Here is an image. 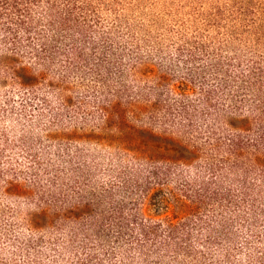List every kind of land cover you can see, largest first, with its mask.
<instances>
[{"label":"trees","instance_id":"trees-1","mask_svg":"<svg viewBox=\"0 0 264 264\" xmlns=\"http://www.w3.org/2000/svg\"><path fill=\"white\" fill-rule=\"evenodd\" d=\"M0 264H264V0H0Z\"/></svg>","mask_w":264,"mask_h":264}]
</instances>
